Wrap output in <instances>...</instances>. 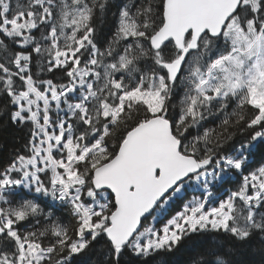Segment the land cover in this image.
I'll return each instance as SVG.
<instances>
[{"label": "snow or ice", "instance_id": "obj_1", "mask_svg": "<svg viewBox=\"0 0 264 264\" xmlns=\"http://www.w3.org/2000/svg\"><path fill=\"white\" fill-rule=\"evenodd\" d=\"M178 253L264 264V0H0V264Z\"/></svg>", "mask_w": 264, "mask_h": 264}, {"label": "trees", "instance_id": "obj_2", "mask_svg": "<svg viewBox=\"0 0 264 264\" xmlns=\"http://www.w3.org/2000/svg\"><path fill=\"white\" fill-rule=\"evenodd\" d=\"M5 137L8 139L9 143H11V137L8 134H5ZM186 259L187 253H178L177 255L169 258L170 264H184Z\"/></svg>", "mask_w": 264, "mask_h": 264}]
</instances>
